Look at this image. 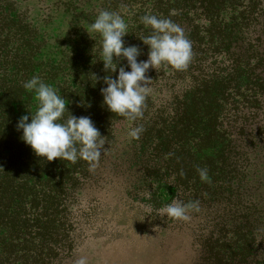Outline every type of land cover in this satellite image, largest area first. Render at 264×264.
<instances>
[{
    "label": "trees",
    "instance_id": "obj_1",
    "mask_svg": "<svg viewBox=\"0 0 264 264\" xmlns=\"http://www.w3.org/2000/svg\"><path fill=\"white\" fill-rule=\"evenodd\" d=\"M64 2L47 1L37 18L24 0H0V264H63L66 215L79 209L82 188L100 179L99 166L118 167L108 142L126 118L102 106L103 77L112 73L99 61L101 37L90 24L101 10L126 20L138 2V9L145 4L143 15L182 28L192 46L184 70L149 69L154 86L173 93L160 107L146 96L141 176L173 189L165 207L197 204L189 215L199 264H264V0ZM150 32L142 27L124 37L142 49L138 60L148 58L138 37ZM36 76L65 99V119L71 112L88 116L99 129L105 145L93 171L84 160L49 162L21 140L19 119L38 107L23 83ZM198 169L207 170L208 180Z\"/></svg>",
    "mask_w": 264,
    "mask_h": 264
},
{
    "label": "rangeland",
    "instance_id": "obj_2",
    "mask_svg": "<svg viewBox=\"0 0 264 264\" xmlns=\"http://www.w3.org/2000/svg\"><path fill=\"white\" fill-rule=\"evenodd\" d=\"M47 1L24 0L23 7L41 18L47 12ZM50 1L60 7L66 0ZM137 4L132 9L134 15L124 20L130 35L145 29L140 22L145 4L141 9ZM58 20H53L56 28L60 26ZM65 29L62 25L61 30ZM172 93L155 87L151 78L147 94L157 107L170 101ZM144 121L123 120L109 137L108 156L119 165L99 166L96 173L100 179L82 188L79 209L66 215L68 231L61 235L67 247L63 264H77L82 257L87 264H199L196 222L160 214L174 191L166 180L141 176L145 156L139 148H145V138L142 133L138 139L129 133Z\"/></svg>",
    "mask_w": 264,
    "mask_h": 264
},
{
    "label": "clouds",
    "instance_id": "obj_3",
    "mask_svg": "<svg viewBox=\"0 0 264 264\" xmlns=\"http://www.w3.org/2000/svg\"><path fill=\"white\" fill-rule=\"evenodd\" d=\"M140 22L151 30L149 35L138 37L148 47L147 60H138L142 54L140 47L125 44L128 26L121 14L101 10L90 24V32L101 37L99 61L103 62L104 71L112 74L118 71L116 78L112 74L103 77L106 86L100 89L102 106L131 121L143 116L151 81L146 75L149 69L157 70L163 65L184 70L192 58L191 42L183 29L170 19L146 14L140 17ZM87 32L90 34L89 30ZM125 60L127 63L123 64ZM94 76L98 82L100 77ZM23 87L35 92L38 107L34 115L29 112L30 116L19 119L17 130L22 132L21 140L36 156L49 162L57 158L73 163L84 160L89 162V171H93L105 145L93 120L88 116L77 117L71 111L65 119L64 114L69 111L65 99L38 76L24 82ZM142 131V127H135L129 134L138 139ZM198 171L201 180H208L206 169ZM193 210H199L196 203L173 201L159 212L169 218L187 221ZM77 264H87V259L82 257Z\"/></svg>",
    "mask_w": 264,
    "mask_h": 264
}]
</instances>
